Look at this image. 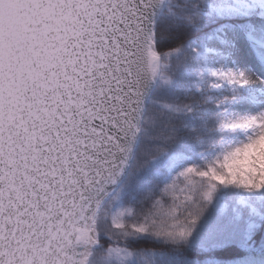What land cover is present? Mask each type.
<instances>
[{
    "label": "snow or ice",
    "instance_id": "6c2138e0",
    "mask_svg": "<svg viewBox=\"0 0 264 264\" xmlns=\"http://www.w3.org/2000/svg\"><path fill=\"white\" fill-rule=\"evenodd\" d=\"M209 224L201 264L264 227V0H0V264H189Z\"/></svg>",
    "mask_w": 264,
    "mask_h": 264
},
{
    "label": "trees",
    "instance_id": "16d2710c",
    "mask_svg": "<svg viewBox=\"0 0 264 264\" xmlns=\"http://www.w3.org/2000/svg\"><path fill=\"white\" fill-rule=\"evenodd\" d=\"M214 239V226L209 224L196 235L194 245L186 250V254L192 258L189 264H201L197 257L207 254L203 246L211 245ZM134 246L159 247L148 238L137 241ZM231 247L232 250L228 253L230 258L223 264H264V227L248 233L246 242L233 244ZM215 251H223V249L218 248Z\"/></svg>",
    "mask_w": 264,
    "mask_h": 264
}]
</instances>
